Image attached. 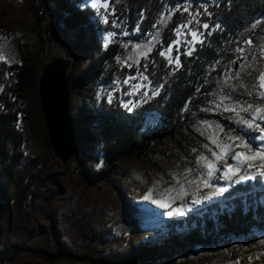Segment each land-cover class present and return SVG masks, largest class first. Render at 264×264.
Returning <instances> with one entry per match:
<instances>
[{"label":"trees","instance_id":"trees-1","mask_svg":"<svg viewBox=\"0 0 264 264\" xmlns=\"http://www.w3.org/2000/svg\"><path fill=\"white\" fill-rule=\"evenodd\" d=\"M25 2L36 25L44 21L48 45L55 47L59 34L63 37L59 45L66 44L69 48L71 112L81 146L79 155L83 158L98 155L105 161L101 169L93 163L88 167V177L96 183L111 176L125 179L128 173L123 163L128 159L144 160L160 153L169 143H182L184 139L182 144L186 145L193 140L189 134L191 125L206 116L209 104L221 89L223 76L230 69H241L238 63L241 54L236 49L245 50L248 41L251 45L264 44V0H218L214 4L191 0L193 9L197 7L202 12L200 6H206L211 12V16L204 15L210 23L211 35H206L205 43L198 45L195 54L181 56L183 67L177 70L170 66L157 54L162 45L156 43L150 58L142 60L140 68L113 67L109 71L107 81L114 75L124 79L143 70L146 64L151 83L159 88L158 95H151L129 111L118 93L111 102L104 98L85 103L83 91L105 75L106 65L122 52L125 31L139 28L144 35L159 33V40L166 47L173 38L172 30L188 18L183 11L169 16V9L189 0H110L114 15L108 23H103L94 9L82 7L84 0ZM162 17H166L163 22ZM113 22L118 27H113ZM215 25H220V29ZM109 29L115 30L118 38L105 47L99 34ZM41 33V43L34 51L19 53L18 59L11 62H0V263L6 264H11L34 238L49 229L47 223L29 217L24 208L31 199L46 198L53 203L59 175L65 173L57 167L61 165L59 162H53L59 160L54 157L48 139L40 102L39 78L45 64V37ZM9 42L14 43V35L0 31V51ZM86 54L90 57L83 60L82 55ZM258 60L255 67L243 73V85L236 88L239 92L256 85L263 65L262 59ZM150 114L160 121L157 129L148 130ZM41 137L46 150L43 154L31 145L35 138L39 141ZM165 225L169 231L163 241L113 249L102 260L105 264L147 263L172 258L195 246L246 237L253 230L264 231V177L255 175L239 181L198 211L168 218ZM184 226L187 230H178ZM63 256L69 257L71 253Z\"/></svg>","mask_w":264,"mask_h":264},{"label":"rangeland","instance_id":"rangeland-1","mask_svg":"<svg viewBox=\"0 0 264 264\" xmlns=\"http://www.w3.org/2000/svg\"><path fill=\"white\" fill-rule=\"evenodd\" d=\"M204 1L214 4L218 0ZM82 7L94 9L103 23H105L103 19L105 14L109 16V20L113 19L111 16L114 9L110 0L108 13L91 7V0H84ZM208 13L211 16V12ZM200 19L210 25L209 21L204 19V15ZM0 31L8 35H14V43L9 42L1 49L7 61L17 60L19 53L34 51L41 43L40 31L45 37L43 46L44 63H47L52 56L70 57L68 46L66 44L59 45L60 42H63L61 35L57 34L55 47L51 48L48 45L49 35L44 21L40 25H36L33 12L25 0H3L0 2ZM109 32L117 34L111 43L118 38V33L113 29L99 34V41L103 46H105L106 36ZM125 32L128 35L123 34L125 40L121 42L122 52L115 58L113 63L106 65L105 75L95 84H92L91 88L83 91L82 96H84L85 103H92L93 100L104 98L108 100L110 94L114 98L115 93H118L122 103L132 101L138 105L152 95V89L159 90L151 83V87L145 89L149 93L148 97L129 96L126 94L130 90L128 85H121V90H117L115 82L117 80L122 81V78L114 75L107 81L106 77L113 67L118 69L126 67L119 62L132 54V48H125L126 44H144L150 39V35H144L141 31ZM111 43H108V45ZM198 45H196V48H198ZM184 50V47L180 48L181 52ZM172 55L173 57L176 55L175 49H173ZM244 55L247 59L238 60L240 66L243 65V67L239 70L230 69L223 76L221 89L209 104L206 116L197 119L191 125L189 134L193 140L190 139L191 141L187 142L186 145L182 144L185 143L183 138L182 143H169L160 153L152 154L144 160L128 159L123 163V168L128 173L125 179L120 180L117 176H111L98 183L91 181L88 177V167L92 163L98 169L105 167L102 156L93 155L83 158L78 154L68 164H65L54 155L59 161L53 159V162L55 164L59 162L61 164L57 165L59 170H65V173L59 175L60 181L55 195L56 199L53 203L46 198L41 200L31 199L28 200L24 208L29 217H32L35 222L47 223L49 229L34 238L29 243V248L19 252L11 264H105L102 260L103 257L109 255L113 249L126 248L132 244L163 241L169 231V228L165 225L168 218L173 216L185 217L191 212L198 211L203 204L221 197L235 183L252 177L255 169L248 170L245 167L231 181L214 178L212 180L213 185L217 188H225L226 191L213 196L211 200L193 206L183 216L175 213L168 216L167 213L173 211L181 203H189L193 198L192 195L183 197V199L177 198L172 208H162L153 203V200L165 199L161 196L165 189L179 188L177 179L183 182L185 174L188 175V179H192L206 171L198 163V158L201 155L211 158V153L204 145H208V148L213 151H218L215 145L211 143L210 136H219L221 142H227V135H239L247 138L246 134L251 130L246 129L237 121L240 116L246 119L250 118L251 113L239 112L238 116L236 112L225 111L224 109L225 107H236L239 110L241 105L246 107L248 104L264 105V99L259 96V92L264 90L259 89L258 80L256 87L251 88V90H245L242 93L236 89L237 85L242 84L243 73L247 68L255 67V64L259 61L258 59L263 61L259 75L264 72L263 42L261 45L248 44ZM87 57L90 56L87 54L82 55L83 60H87ZM139 71L143 70L140 69ZM137 73L128 74L127 76H136ZM144 74L148 75L146 72ZM229 76H231V79H229ZM135 82L133 81V83ZM249 91L253 95H248ZM224 97L229 98L224 99ZM79 102H81V99ZM147 124L148 130H154L160 126V121L157 116L150 114ZM208 125H212V127H208ZM220 127L223 128V132H220ZM251 134L258 135L255 132ZM35 139V141H32V147L37 153L43 154L46 150L42 143V137L39 141L37 138ZM259 144H264V142H253V148L255 149ZM236 151L244 150L236 149ZM227 163L234 164L236 162L229 157ZM252 163L259 165L262 161L255 159ZM222 165L223 162H221V167ZM187 169H192V172L187 173ZM222 171L223 167L221 172L215 174L216 177H221ZM240 176H246L247 178L241 180ZM185 187L189 192L193 190L191 185L185 184ZM213 190L202 187L198 195H208ZM149 193L152 194L151 199L146 198ZM123 195H126L128 199ZM172 195H175V193H172ZM178 230L185 231L187 227L184 226L182 229L178 228ZM261 241H264V231L253 230L246 237L221 240L219 243L206 247L195 246L193 250H185L172 258L136 264H264V243H261ZM62 246L63 248H61ZM66 253H71V256L64 257L63 255ZM0 264H6V262Z\"/></svg>","mask_w":264,"mask_h":264},{"label":"snow or ice","instance_id":"snow-or-ice-1","mask_svg":"<svg viewBox=\"0 0 264 264\" xmlns=\"http://www.w3.org/2000/svg\"><path fill=\"white\" fill-rule=\"evenodd\" d=\"M91 7L96 8L98 11L103 10L104 13L109 12V0H91ZM203 11L195 10L192 7V2L189 0L187 4H179L173 6L169 9V16L174 15L175 12H187L188 18L185 22L176 25V27L172 30L173 38L169 42V44L164 47L163 41L159 40V33L156 34H148L150 35V39L144 44H134V45H125V48L131 47L132 54L128 55L123 60L119 62L126 67H137L140 68V61L148 60L149 54L153 51L156 43H160L162 45L161 49L157 52V54L161 57H164L170 66L174 65L175 69H179L183 67L181 62V56H192L194 52L197 51L196 45H203L206 40V35H211L210 25L208 23H204L201 21L200 17L202 15H209L208 9L206 6H200ZM114 15V13H112ZM104 22H109V16L105 14L103 16ZM166 17H162L163 20ZM113 27H118L115 22H113ZM220 25H215V28L220 29ZM137 32L140 31L139 28L136 29ZM124 35H128L127 32L123 33ZM117 34L115 32H109L106 36L105 47H107L108 43H111L114 37ZM190 37V38H189ZM251 44V41L247 42ZM184 47V51L181 52L180 48ZM173 49L176 51V55L173 57ZM237 52H239L240 59H247L244 55L245 50L243 48H237ZM0 61L8 62L7 58L4 56L3 52L0 51ZM153 63L155 61H152ZM243 67V65H241ZM147 72V65H143V71H139L136 76H127L122 81L117 80L115 83L117 85V90H121V85H128L130 90L126 92L129 96H144L148 97V91H145L146 88L151 87V82L149 80V76L144 73ZM231 79V76H229ZM133 81H136L133 83ZM258 87L261 90H264V72H261L258 77ZM147 82V83H146ZM163 87V85H161ZM256 87V85H253ZM152 95H158V89H152ZM248 95H253L251 91L248 92ZM259 96L261 99H264V91L259 92ZM229 97H224V99H228ZM113 99V95L110 94L108 97L109 102ZM131 105V106H130ZM123 106L132 111L136 106V102H123ZM219 107V105H217ZM225 111L236 112L239 116V112L251 113L250 118H244L240 116L238 119V123L242 124L246 129L251 130L245 136H233L227 135V142H221L219 136H210L209 139L211 143L215 145L218 151H213L211 148H208V145H204L205 148L211 153V158L205 155H201L198 158V163L206 170L202 174L193 177L192 179H188V175H184V181L182 182L180 179H177V184L179 188H168L165 189L164 192L161 193L162 197L165 199L153 200V203L158 204L162 208H172V206L176 203L177 198L183 199L188 195H192V199L189 203H181L180 206L175 207L173 211H169L167 213L168 216H172L174 213L178 215H185L187 211H190L193 206L199 205L206 200H211L213 196H216L220 193L226 191L225 188H217L213 185L212 180L215 179H224L231 181L234 176L238 175L242 168H247L248 170L255 169L253 176L259 175L264 177V144H259L255 149L253 148V142L260 141L264 142V105H253L248 104L246 107L241 105L239 110L236 107H225ZM259 121V122H257ZM208 127H212V125H208ZM220 132H223V128L220 127ZM258 133V135H252L251 133ZM236 149H243L244 151H236ZM231 158L236 163L229 164L227 163V159ZM259 159L262 161L259 165L252 163L253 160ZM221 162H223V171L221 177H216L217 172H221ZM192 169H187V173H191ZM246 176H240V179H246ZM185 184L193 186V190L189 192V190L185 187ZM203 188L214 189L210 194L200 196L198 193L201 192ZM175 193V195H172ZM152 194L149 193V196L146 197L151 199ZM264 243V241H261Z\"/></svg>","mask_w":264,"mask_h":264},{"label":"water","instance_id":"water-1","mask_svg":"<svg viewBox=\"0 0 264 264\" xmlns=\"http://www.w3.org/2000/svg\"><path fill=\"white\" fill-rule=\"evenodd\" d=\"M70 66V58L52 56L42 66L39 78V96L48 139L54 155L65 164L81 152L71 112Z\"/></svg>","mask_w":264,"mask_h":264}]
</instances>
